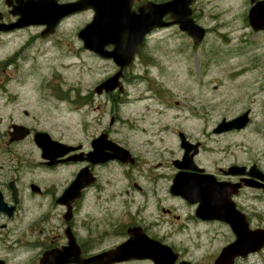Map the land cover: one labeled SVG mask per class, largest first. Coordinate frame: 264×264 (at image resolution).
Instances as JSON below:
<instances>
[{
  "label": "flooded vegetation",
  "instance_id": "af4514ba",
  "mask_svg": "<svg viewBox=\"0 0 264 264\" xmlns=\"http://www.w3.org/2000/svg\"><path fill=\"white\" fill-rule=\"evenodd\" d=\"M73 1L1 0L0 38L27 34L32 35L27 44L51 40L63 24L82 13L58 18L59 5ZM145 1L133 0L132 8L137 10ZM34 8L54 11L50 17L22 16V11ZM26 21L32 23L24 24ZM133 65L123 72V92H97L94 88L88 93L108 101L95 116L98 127L92 134L87 129L82 143L64 141L15 118L1 131L0 143L5 148L0 151V264H10L4 254L10 241L34 252L30 264H42L44 256L63 249L72 258L89 259L128 241L141 254L152 253L155 247L161 253L158 260L167 264H215L236 238L264 231V152L250 156L247 130L251 120L240 128L217 132L223 117L204 123L199 135L169 123H150L149 129L145 123H126L117 112L126 101L122 98L127 94L126 73ZM157 94L160 103L168 106L164 93ZM89 96L86 105L94 99ZM107 113L109 122L102 123ZM16 124L30 128L28 137L15 139L19 136L13 132ZM125 128L132 134L125 133ZM36 131H46L75 149L57 159L61 161L49 163L36 147L38 156H30L33 166H26L29 157L20 149L26 142L35 143ZM170 133L178 142L171 149L166 138ZM222 140L227 141L221 145ZM206 151L213 158L204 157ZM65 167L71 169L66 177L48 175ZM80 171L85 175L81 189L63 202L62 195ZM176 176H180L178 192L173 190ZM254 258L264 264V245L246 257L235 258L233 264H256ZM112 264L157 263L151 257H131Z\"/></svg>",
  "mask_w": 264,
  "mask_h": 264
},
{
  "label": "rangeland",
  "instance_id": "374dc122",
  "mask_svg": "<svg viewBox=\"0 0 264 264\" xmlns=\"http://www.w3.org/2000/svg\"><path fill=\"white\" fill-rule=\"evenodd\" d=\"M250 7V0H195L193 16L206 29L199 45L177 25L153 32L126 73L131 84L125 80L126 101L117 113L126 123H145L147 129L150 123H169L199 135L204 123L250 109L249 153L264 152V30L250 26ZM92 16V11L73 16L49 41L27 44L32 36L27 34L0 38V139L12 118L69 142L82 143L87 129L92 134L98 127L95 116L108 99L88 93L117 68L86 50L78 38ZM157 92L164 93L168 106L160 103ZM86 96L94 98L88 105ZM109 117L107 113L102 123ZM166 138L170 149L177 146L171 133ZM153 142L159 145V140ZM4 148L1 142L0 151ZM20 151L29 157L24 164L33 166L32 157L39 154L35 145L26 142ZM202 155L213 158L209 151ZM70 170L48 175L66 177ZM4 254L10 264H30L34 258L33 251L11 241ZM254 262L261 264L258 258Z\"/></svg>",
  "mask_w": 264,
  "mask_h": 264
},
{
  "label": "water",
  "instance_id": "95a60500",
  "mask_svg": "<svg viewBox=\"0 0 264 264\" xmlns=\"http://www.w3.org/2000/svg\"><path fill=\"white\" fill-rule=\"evenodd\" d=\"M195 0H167L164 2L147 1L139 6L137 11L131 8L132 0H76L72 3L60 5L58 17H63L77 11L93 9L94 17L80 32L79 37L84 41L85 46L98 53L101 57L113 59L119 70L113 76L107 78L96 87V91H111L120 85V76L123 69L129 66L135 56L138 47L145 41V37L153 29L167 27L177 24L182 31L192 37L195 44H199L205 36V29L198 25L192 16L191 5ZM253 4L248 13L249 23L256 31L264 30V0H251ZM54 9L34 8L22 11L30 19L43 16L50 17ZM18 13V12H17ZM169 16L171 20H165ZM32 23L26 21L24 24ZM55 25V24H54ZM114 45V49L106 50L107 45ZM123 91V87H119ZM249 121L248 112L232 119L223 120L217 132L231 130L244 126ZM14 133L18 134L17 139L24 138L29 134L25 126L15 125ZM35 142L43 150V157L56 163V158L67 154L71 149L66 144L51 139L47 132H36ZM184 145V144H183ZM84 172L79 173L77 180L65 192L62 198L79 189L83 185ZM180 176L174 178L173 190L178 192ZM264 245V231L259 235L237 238L233 243L223 249L215 264H232L237 256H247L249 253L259 251ZM152 253L141 254L140 250L134 252L131 249V242L119 246L114 250L104 252L97 257L82 259L66 251L57 250L43 258L42 264H65L67 262H79L81 264H111L131 257H151L157 264L159 261L155 247Z\"/></svg>",
  "mask_w": 264,
  "mask_h": 264
}]
</instances>
